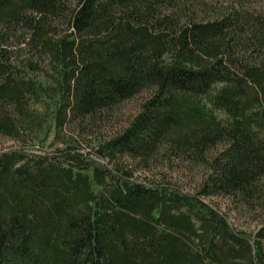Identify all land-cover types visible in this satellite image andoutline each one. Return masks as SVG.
Wrapping results in <instances>:
<instances>
[{
    "label": "trees",
    "instance_id": "obj_1",
    "mask_svg": "<svg viewBox=\"0 0 264 264\" xmlns=\"http://www.w3.org/2000/svg\"><path fill=\"white\" fill-rule=\"evenodd\" d=\"M252 1L200 17L202 0H0V134L72 132L51 151L0 150V264H264V222L238 229L207 200L264 207ZM143 91L125 128L83 143ZM160 153L204 164L198 188L136 176Z\"/></svg>",
    "mask_w": 264,
    "mask_h": 264
},
{
    "label": "rangeland",
    "instance_id": "obj_2",
    "mask_svg": "<svg viewBox=\"0 0 264 264\" xmlns=\"http://www.w3.org/2000/svg\"><path fill=\"white\" fill-rule=\"evenodd\" d=\"M201 1V0H199ZM230 0H202L201 7H194L195 14L200 17L214 16L218 9L227 6ZM251 5L258 11L264 13V0H253ZM150 91H143L132 98L124 100L109 112L104 113L92 128L83 132L81 138L83 143L94 144L99 137L111 136L125 128L131 119L140 111ZM72 126V125H71ZM72 133L69 126H66L57 136L54 131L43 144L39 140L26 144L17 139L0 134V150L25 147L28 151H51L58 145H62L67 134ZM58 134V133H57ZM56 135V137H55ZM125 160H131L125 157ZM150 166L139 167L135 171L136 176L143 180H159L162 178L172 179L178 182L185 190L195 191L207 173L204 164H196L184 158H176L166 153L155 156ZM222 212L227 215L228 220L238 229L249 233L256 231L264 222V207L257 204H246L240 199L232 196L215 195L208 197Z\"/></svg>",
    "mask_w": 264,
    "mask_h": 264
}]
</instances>
